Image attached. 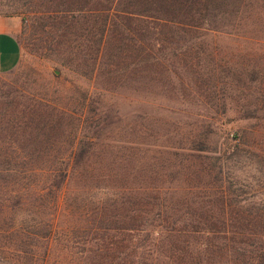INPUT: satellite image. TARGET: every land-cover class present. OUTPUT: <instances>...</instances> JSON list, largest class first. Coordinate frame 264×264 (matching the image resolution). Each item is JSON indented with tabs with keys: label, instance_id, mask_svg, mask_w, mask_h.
Here are the masks:
<instances>
[{
	"label": "rangeland",
	"instance_id": "374dc122",
	"mask_svg": "<svg viewBox=\"0 0 264 264\" xmlns=\"http://www.w3.org/2000/svg\"><path fill=\"white\" fill-rule=\"evenodd\" d=\"M81 5L79 0L63 5L62 0H0V16L21 20L17 37L22 48L17 67L0 74V96L11 103L0 100V126L31 122L46 133L31 144L14 136L16 145H28L14 155L47 163L67 159L73 135L88 133L97 145L84 161L103 167L110 174L109 187L129 195L122 211L136 209L138 201L158 200V208L165 204L169 211L161 222L168 226L207 230L223 226L228 218L230 227L251 228L238 210L264 209V0L248 1V9L242 6L231 32L175 31L151 21L147 33L142 28L147 23L119 19L112 45L105 44L99 56L96 40L85 28L97 29L96 16L83 22ZM234 8L229 1L225 5L228 12ZM61 16L68 22L66 30L42 28L46 20ZM54 109L66 118L42 120ZM11 140L1 136V150ZM46 144L51 147L47 153H32ZM200 145L207 150H190ZM157 191L161 196L155 199ZM223 211L229 214L223 216ZM59 220L64 232L51 244L12 233L0 236V264L169 262L159 253L139 256L135 245L127 258L123 251L131 248L123 230L97 241L91 235L70 241L63 227L76 221ZM112 222L115 227L125 224ZM14 223L33 230L35 222L20 216ZM37 231L43 234V226ZM178 237L173 240L179 248L184 241L206 238L197 233Z\"/></svg>",
	"mask_w": 264,
	"mask_h": 264
},
{
	"label": "trees",
	"instance_id": "16d2710c",
	"mask_svg": "<svg viewBox=\"0 0 264 264\" xmlns=\"http://www.w3.org/2000/svg\"><path fill=\"white\" fill-rule=\"evenodd\" d=\"M228 1L235 5L230 12L225 9ZM248 1L250 0H79L82 5L78 11L83 14V22H90L88 17L96 16L97 29L95 30V26L85 28L87 35H92L96 40L99 56L100 53L102 55L105 44L112 45L111 37L120 25L119 19H137L141 24L147 23L142 26L147 33L152 32L149 25L151 21L163 27L175 28V31H196L205 35L228 30L231 32L234 27L233 16L240 14L242 6L248 9ZM65 2L67 0H62V5ZM87 5H90L89 9H86ZM53 18L43 22L42 28L52 25L58 31L67 29L68 22L63 16ZM60 34L63 36L64 33ZM121 42L125 43V39L122 38ZM153 42L154 45L158 43L155 39ZM0 100L7 105L9 103L4 102L1 96ZM66 116V113L54 109L44 113L43 117L47 119L42 120L54 122L56 119H65ZM70 117L73 118L71 115ZM1 126L0 140L1 136L10 137L12 140L6 142L10 145L7 150L0 148V160L3 158L0 162V236L12 233L35 242L46 239L51 244L55 237L63 235L59 220L63 218L70 225L76 221L75 226L63 227L70 241L78 238L81 240V235L95 236L94 240L97 241L106 238L110 231L115 230L116 233L123 230L126 233L125 239L130 243L126 246L131 248L123 251L127 258L134 255L132 246L135 245L139 256L163 254L169 259L168 264H195V259H198L196 264H264V209L255 207L252 211L242 207L238 210L239 217L243 221L247 220L251 228L246 225L242 228L230 227L228 218L223 220V226L207 227V230L199 229L198 226H168L161 222L167 218L169 211L165 204L158 208V200L134 203L140 212L137 208L127 212L121 210V206L129 200V195L119 188L109 187L110 174L103 167L99 169L84 161V157L96 147V137L88 133L77 136L75 133L73 137L78 140L74 141L70 149L72 157L50 163L36 162L23 156V160H20L14 155L15 150L26 151L28 145H16L13 137L21 136L27 141L26 144H31L37 137L46 136L42 127L32 126L31 122H27L25 126L5 122ZM43 126H48V122ZM87 136L90 140L85 139ZM35 147L32 153H47L51 148L48 144ZM197 149L207 150L205 145L190 150ZM14 159L17 161H13ZM157 194L155 199L161 196L159 191ZM227 214L229 212L223 211V216ZM20 216L35 222L31 224L33 230H26L24 223H14ZM114 219L125 221L124 226H113ZM39 226H43V234L37 231ZM189 233L203 234L206 238L197 243L184 241L185 247L179 248L180 245L173 239L177 237L179 241L178 236L185 234L187 237ZM134 240L139 243L135 244ZM116 245L119 248L117 242ZM188 250L192 251L190 263Z\"/></svg>",
	"mask_w": 264,
	"mask_h": 264
},
{
	"label": "crops",
	"instance_id": "0c3cea01",
	"mask_svg": "<svg viewBox=\"0 0 264 264\" xmlns=\"http://www.w3.org/2000/svg\"><path fill=\"white\" fill-rule=\"evenodd\" d=\"M20 26L18 17L0 16V74L15 69L21 60L22 48L17 37Z\"/></svg>",
	"mask_w": 264,
	"mask_h": 264
}]
</instances>
